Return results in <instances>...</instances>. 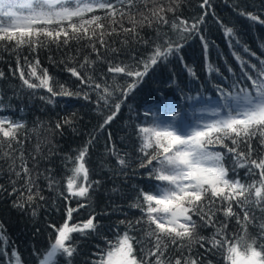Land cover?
Segmentation results:
<instances>
[{"label": "snow or ice", "instance_id": "obj_1", "mask_svg": "<svg viewBox=\"0 0 264 264\" xmlns=\"http://www.w3.org/2000/svg\"><path fill=\"white\" fill-rule=\"evenodd\" d=\"M186 3L187 0H0V50L15 53L17 67L13 75L18 72L27 89H46L50 94L47 98L49 104H54L53 98L57 96L91 101L90 93L95 92L96 110L103 116L96 133L103 132L116 119L128 97L158 65L167 66L176 60L190 77L198 79L194 68L182 55V49L195 37H199L205 53L206 73L211 76L214 72L220 77V83L213 84L219 100L198 108L196 111L201 115L194 122L184 121L181 112L166 103L160 105L159 110L153 106L145 109L144 119L134 125V135L139 142L138 167L147 169L148 179L156 183L151 185L150 191L138 189L136 202L131 207L140 209L142 215L134 223L143 222L147 226L145 235L150 238L151 246L144 240H136L129 231H117L114 239L104 238V248L96 246L99 251L93 254L95 259L89 264H213L204 255H192L197 246L217 257V264H264V222L259 223L256 236L248 237V226L255 224L254 214L250 215V212L255 209L264 216V56L241 43L234 26L225 24L216 14L212 0L199 3L202 15L194 17L192 22L177 15ZM232 7L251 26H264L261 14L247 12L240 5ZM209 16L222 29L229 48L233 50L239 74L228 66L231 79L208 62L209 41L201 29ZM164 26L170 27L174 37L162 30ZM144 28L152 29L155 37L145 38L142 35ZM113 37H124L120 41L124 46L131 39L151 51L139 59L133 56L134 63L118 58L106 59L109 53L120 52L113 46L116 42ZM73 42L77 45L84 42L83 47L91 50L79 63L77 57L82 51L79 47L75 56L65 53L59 61L65 64V71L85 86L77 91L55 80L41 65L38 55L41 49L50 51V46L55 45L61 51ZM237 46L256 63L237 54L234 50ZM259 47L264 53V43ZM25 48L33 59L24 55V66H21V52ZM92 53H95V59H91ZM48 59L57 63L51 55ZM65 60L73 66H68ZM97 62L107 63V73L112 74L111 84L104 78V73L100 74L104 82H97L93 75ZM118 76L130 80L121 85L117 83ZM3 77L4 73L0 71V78ZM172 83H176L174 76ZM178 93L187 100L213 99L205 97L203 92L192 96L178 88ZM104 110L108 111L107 115H103ZM168 110L175 111V116L171 120L161 119L163 112ZM64 126L77 131L73 120L68 117L55 122V129L61 134ZM23 128L22 121L0 116V160L9 161L7 171L15 177L9 179V195L19 193L12 202L13 208L21 212L30 210L31 216L35 217L41 207L39 201H44L45 197L36 183L39 174L34 177L28 167L23 150L27 136L21 138ZM96 133L90 135L74 158L65 156V161L72 167L67 169L70 175L65 178L64 191L59 195L66 202L70 198L90 200V190L94 184H99V181L89 180L86 164ZM107 136L105 147L108 154L116 158L121 170L126 169L128 154L122 155L112 142L111 131ZM253 140H257L256 147ZM226 157H231L230 166L225 164ZM241 169L245 170L243 179L239 175ZM45 178L49 188L58 183L50 175ZM18 180H23L20 188L17 187ZM7 190L0 185V192ZM85 206L83 203L76 208L69 205L65 222L60 227L49 225L56 235L54 240L50 235L45 249L37 251L33 246L36 264H72L77 252V246L71 243L72 234L87 236L96 233L100 227L97 214H90L87 220L70 225L73 213ZM118 223L126 225L129 230L133 227L132 221L120 220ZM230 224L234 227L230 228ZM206 228L212 229L208 236L201 231ZM4 231L0 223V257L3 258L0 264H25L14 244L9 253ZM136 244L141 246L140 256ZM170 248L173 253H169Z\"/></svg>", "mask_w": 264, "mask_h": 264}, {"label": "trees", "instance_id": "obj_2", "mask_svg": "<svg viewBox=\"0 0 264 264\" xmlns=\"http://www.w3.org/2000/svg\"><path fill=\"white\" fill-rule=\"evenodd\" d=\"M201 2L202 0H187V3L182 5V11L178 12L177 15H181L184 19L192 22L194 17L202 15L203 10L198 6ZM212 5L216 14L225 24L234 26L242 44H247L252 51L264 56L259 47L260 44L264 43V26L259 24L251 26L249 21L238 16L232 7L233 5H240L247 12L261 14V18L264 19V0H212ZM162 30L167 32L170 37H174L170 27L164 26ZM201 30L209 41L208 62L213 67L219 68L220 72L230 79L231 73L227 71L228 66H231L239 74V68L232 54L233 50L229 48L222 29L213 21L211 16L206 17V25L202 26ZM142 35L145 38L155 37V32L152 29L144 28ZM123 38L113 37L116 40L113 46L120 49V52L118 54L109 53L106 59L118 58L134 63L133 56L139 59L141 56L146 57L151 51L149 47L134 43L131 39H129L128 45L124 46L120 42ZM83 44L84 42H81L80 45L73 42L68 48L61 51L52 45L50 51L49 49H41L38 54L41 65L48 69L49 74L73 91L85 89V86H81L75 77L65 71V64L59 61L65 57V53L75 56L79 47L82 49L80 56L77 57V63H79L83 56L91 51L89 48H84ZM234 50L243 58L251 59L253 63H256L255 59L247 56L242 48L237 46ZM101 54L104 55L103 52ZM24 55H28L29 60L33 59V56L28 54V50L23 49L21 66H24ZM49 55L57 63H51L48 59ZM182 55L185 62L194 68L198 79L190 77L176 60H172L167 66L158 65L128 97L116 119L103 132L96 133L99 125L103 122V116L96 110L97 96L95 92L90 93L91 101L57 96L53 98L55 103L49 104L47 98L50 94L46 89H27L19 79L18 72L15 76L13 75V71L17 67L15 53L0 50V71L4 73V77L0 78V116H9L14 121H22L25 124V128L21 129V138L27 136L23 149L24 154L33 176L36 177L39 174L36 183L45 197L44 201H39L41 207L35 217L31 216L30 210L21 212L13 208L12 202L17 199L19 193L9 195L11 192L9 179L10 177L15 179V177L7 171L9 161L0 160V169H3L0 172V185H4L8 189L0 192V223L3 224L4 234L8 237L9 253L14 244L25 264H36V258L32 255L33 246L37 251L47 248L50 235L53 240L56 235L49 225L54 224L60 227L66 219V208L69 205L76 208L80 203L86 206L73 213L72 220L69 221L70 225L87 220L90 214H97L100 227L96 233H89L87 236H81L79 233L72 234L71 243L77 246L72 264H89L90 260L95 259L93 254L99 251L96 246L99 245L101 249L104 248V238L114 239L117 231L120 233L129 231V234L134 236L136 240H144L151 246L150 238L145 235L147 226L143 222L134 223L142 215L140 209L131 207L136 202L138 189L143 188L145 191H150L151 185L156 183L148 179L147 169L138 167L140 161L139 142L134 135V125L144 119L143 112L148 106H153L159 110V106L162 104L172 105L181 112V118L184 121L191 123L201 115L196 111L198 108L203 107L206 103L213 105L215 101L219 100L213 89V84L220 83V77L214 72L211 76L206 73L205 53L199 37L192 39L182 49ZM91 59H95V53L91 54ZM65 63L68 66H73L67 60ZM107 67V63L97 62L93 72L97 82H104L100 79V74L104 73V78L109 84L112 83V74L107 73ZM81 74L84 75V72L81 71ZM25 75L27 76L26 68ZM173 76L175 77V84L172 83ZM126 80H130V78L117 77V83L121 85ZM228 82L230 80L225 83ZM178 88L192 96H196L198 92H203L205 97H212L213 99L187 100L178 93ZM41 97H45V99H41ZM118 97L119 92L116 93V98ZM101 108H103V102H101ZM107 114L108 111L104 110L103 115ZM174 116L175 111L168 110L163 112L161 119L171 120ZM64 117L73 120L74 126L77 128L76 132H73L68 126L63 127V134L55 129V122ZM206 118L211 117L206 116ZM108 131H111L112 142L115 143L121 154H128L129 166L126 169L121 170L117 165L116 158L107 152L105 145L108 141ZM93 133H96V140L89 148L86 164L89 168V180L99 181V184H94L90 190V200L70 198L66 202L59 195V192L64 191L65 178L70 175L67 169L72 167L71 163L65 161V156L74 158L77 151L83 147ZM257 140H253L254 147L257 146ZM37 146H39V151H37ZM13 147L18 146L14 145ZM217 150L222 151V149ZM33 156H35V160ZM225 164L230 166L231 157H226ZM244 173V169L239 172L242 179ZM49 175L58 181L53 188L48 187V181L45 178ZM229 175L231 176L232 173L230 172ZM22 184L23 180L17 181L18 188ZM21 191L24 189L21 188ZM253 214L255 224L248 226L249 239L257 235L259 223L264 222V216L259 211L254 209L253 212H250V215ZM120 220H125L126 223L132 221L131 230L126 225H120L118 223ZM232 227L234 224H230V228ZM201 231L203 235L208 236L212 229L206 228ZM135 247L137 255L140 256L141 246L136 244ZM197 250L193 251V256L199 253L204 255L206 259L212 260L213 264H217V257L205 253L204 249H199V246H197ZM169 253H173L171 248ZM174 255H179V253H174ZM0 260L3 258L0 257Z\"/></svg>", "mask_w": 264, "mask_h": 264}]
</instances>
